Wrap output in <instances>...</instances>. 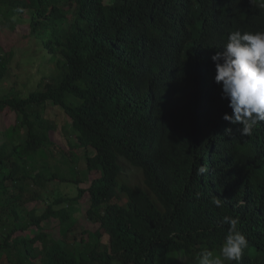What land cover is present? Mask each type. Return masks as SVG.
Wrapping results in <instances>:
<instances>
[{"label":"trees","instance_id":"trees-1","mask_svg":"<svg viewBox=\"0 0 264 264\" xmlns=\"http://www.w3.org/2000/svg\"><path fill=\"white\" fill-rule=\"evenodd\" d=\"M123 1L0 0V33L30 39L29 62L39 67L36 89L42 87L0 96V115L16 113L27 129L20 142L16 126L0 131V264L15 251L23 264L199 260L205 249L219 254L225 215L240 218L248 239L240 264H264V129L248 137L225 132L227 124L240 125L223 119L232 109L212 60L232 30L264 32V0H208L202 11L214 15L213 24L187 41L181 32L195 29L189 22L136 27L117 8ZM168 49L173 74L156 67ZM14 56L0 43V83ZM48 103L70 118L78 145L95 151L86 156V172L74 168L65 176L39 161L57 147L48 134L55 127ZM234 155L228 172L213 168ZM201 165L208 172L197 175ZM87 174L90 185L82 187ZM47 182L72 183L77 193L46 196ZM213 197L225 199L223 208ZM27 203L35 206L26 210ZM76 204L82 213L74 233ZM53 219L59 238L45 228ZM88 222L93 228L83 227Z\"/></svg>","mask_w":264,"mask_h":264},{"label":"clouds","instance_id":"clouds-1","mask_svg":"<svg viewBox=\"0 0 264 264\" xmlns=\"http://www.w3.org/2000/svg\"><path fill=\"white\" fill-rule=\"evenodd\" d=\"M207 1L126 0L123 1L125 5L117 8L123 6L121 13H127L136 27L162 30L168 28L172 21L185 20L195 28L182 30L181 34L187 41L201 33L200 27L208 29L213 24L214 15H207L202 11ZM101 3L106 6L115 4L113 0H101ZM158 50L159 48H156L154 56ZM212 60L216 68L215 82L221 86L222 98L229 101V107L232 109L231 113L224 114L223 119L232 125H240L230 128L227 124L229 128L225 132L231 133L234 128L237 134L244 137L250 136L254 129L263 132L264 123H259L264 122V32L232 30L225 46L212 56ZM156 67L171 74L176 72L177 66L170 49L161 53ZM234 159L235 155L220 158L213 168L224 174L229 171ZM207 172L206 165L197 169V175ZM211 202L216 207L223 208L225 199L213 197ZM221 223L229 225V229L219 255L205 249L200 254L198 264H240L248 247L247 237L238 228L240 218L225 215Z\"/></svg>","mask_w":264,"mask_h":264},{"label":"rangeland","instance_id":"rangeland-1","mask_svg":"<svg viewBox=\"0 0 264 264\" xmlns=\"http://www.w3.org/2000/svg\"><path fill=\"white\" fill-rule=\"evenodd\" d=\"M4 22V18L0 17V30L2 29V23ZM4 27V26H3ZM30 39H24L20 37L18 34L13 36H7L5 34L0 33V43L4 47L5 50L12 49L15 52V56L11 62V72L7 76V78L0 83V96L7 94L9 91H22L24 94L28 93L29 90H40L37 87L38 74L40 72L39 67L36 66V63L29 62V57L33 48L30 45H27ZM47 112L49 114L50 123L53 126L48 134L50 138L56 143L57 147L51 146L50 150L53 152L48 153L46 151L47 156L43 159V156H38L40 162H44L46 159L50 165H52L53 170L58 171L60 174L65 176H70L71 171L76 168L79 172L87 171L86 169V156H92L95 151L92 149H84L78 145L76 135L71 132L73 128L72 121L69 117L64 113L61 107L54 106L51 103H48L46 106ZM45 112V110H43ZM47 121V120H46ZM48 122V121H47ZM19 118L16 113H11L7 118L3 115H0V131L12 130L15 126V131L13 135V139L15 141H22L24 136L26 135L27 129L19 127ZM77 143V145H75ZM61 148L65 151L63 152ZM70 154V155H69ZM35 167L40 168V164L37 163ZM52 168H50L52 170ZM86 182L81 184L82 187H88L90 185V176L89 174L85 175ZM68 185V186H67ZM67 185H60L58 182H47L46 186L42 188L44 195L54 197L57 195V191H64L66 194L72 191L73 193H77L76 186L72 183H67ZM31 187H33V181H31ZM71 194V193H70ZM90 200L89 194H85L81 199V204L84 205ZM80 204V205H81ZM35 206V203H27L25 205L26 210H30ZM76 210L73 216L75 217V225L74 233L78 232V224L79 216L81 215V209L79 204H76ZM40 211L44 210L43 206H39ZM83 227L93 228L91 223H86ZM45 228L48 229L53 236L59 238L61 227L59 225V221L57 219H53L47 223H45ZM52 238V236H51ZM49 238V239H51ZM108 237H106L107 240ZM72 239V237H70ZM52 240V239H51ZM0 242H3V238H0ZM75 246L79 247L76 244ZM15 254H12L10 259H6L7 264H23L19 263L18 252L15 251ZM218 253V252H217ZM215 253V254H217ZM219 255V254H217ZM177 257V256H176ZM199 260H192L191 258L179 257L180 264H198ZM30 264V263H26Z\"/></svg>","mask_w":264,"mask_h":264}]
</instances>
